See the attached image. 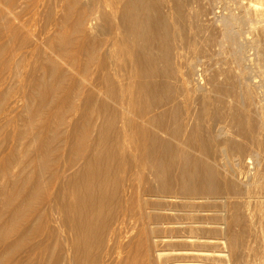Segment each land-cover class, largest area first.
Returning <instances> with one entry per match:
<instances>
[{
    "label": "bare ground",
    "instance_id": "1",
    "mask_svg": "<svg viewBox=\"0 0 264 264\" xmlns=\"http://www.w3.org/2000/svg\"><path fill=\"white\" fill-rule=\"evenodd\" d=\"M44 2L0 0V264H264V115L237 17L240 71L205 93L182 1Z\"/></svg>",
    "mask_w": 264,
    "mask_h": 264
},
{
    "label": "rangeland",
    "instance_id": "2",
    "mask_svg": "<svg viewBox=\"0 0 264 264\" xmlns=\"http://www.w3.org/2000/svg\"><path fill=\"white\" fill-rule=\"evenodd\" d=\"M113 1L123 2L126 0H113ZM164 1H165L166 6L164 7L163 12H164V15L169 16V5H173V0H164ZM179 1H182L184 3V7L190 17L189 21L187 22V25L184 27L180 26L177 31V41H178L179 49L182 52V61H185L186 63L195 62L196 65L199 63L197 65V67L198 66L199 67L198 68L196 67L198 69L196 77L199 78L200 83L203 84L205 93L211 92V90L214 88L217 81L223 82L226 79H228L227 76L229 77L230 75H232L231 77H234V74H237L239 73L238 71H240L238 69L239 67L237 66L238 63H235V65L234 63L232 64V62L228 60L230 59V55L227 56L225 54L226 52L228 54L231 52L229 49H227L229 52L224 51L226 48H229L227 47L229 45H227L228 43L222 34L224 14H225V17H227L230 14H234L237 17L238 24L234 25L235 26L234 29H236V31L240 29V31L243 33L239 39L240 48L242 47L240 52H241V56L243 55L242 56L243 63L245 64L244 68L247 66L246 70L248 69L247 78L245 79L246 81L244 82L246 84L248 83L249 87L251 86L250 89L253 92V96H254L253 104H252L253 110L257 111L260 108L258 111L262 110L263 115H264V68L261 66L262 61L259 60V55L257 51L258 47L257 45L255 46V39L260 38L261 42H263L262 46L264 48V45H263L264 44V34L263 32H261L262 30H260L261 29L260 27L264 26V21L260 23L257 22L256 18L253 17L252 13L251 14L249 13V9L246 8L247 5L250 3L256 5L259 8H264V0H261V2L260 0H179ZM48 2L52 3V0L51 1L46 0V2L44 3L48 4ZM244 5L246 6L245 8H244ZM226 12H227V15H226ZM245 12L249 13V15L246 14ZM145 13L147 15L152 14L151 10L149 11L147 10ZM249 19L253 23H251ZM243 51H245L246 53L244 52L242 54ZM224 56L225 57L227 56V57L225 58ZM227 61L231 62L233 66H231V64L229 65ZM17 76H16V79L18 80L20 78V75L18 77ZM20 108L21 106L18 108V110ZM21 110H23V108L20 109L19 111ZM226 126H228L227 127L228 128L227 130L229 131L228 133H231L230 130L232 129V126L230 125V123H226ZM9 128L12 129V127H9ZM262 136H264V134H262ZM236 137L238 138V136ZM124 148H125L124 153L125 154L127 153L126 156H130L129 154L131 152H134L133 146L130 142H128ZM251 166L253 167L254 165H251ZM251 166L248 168H242V167L240 168L241 173H238V176L236 178L239 180V182L243 181L245 183L248 180V177H250V175L252 174L251 171L254 172L253 170L254 167L251 168ZM245 170L247 172L249 171V173H247ZM145 172H144L145 174H148L149 170L146 169ZM133 177H136V175H134ZM54 189H55L54 186L51 187V190H54ZM180 208L185 209L187 207L181 206ZM249 209H248L249 210L248 212H250L248 213L249 215L257 213L255 202L250 204ZM261 209L264 211V204L262 205ZM260 215L257 214L258 217L255 216L256 218L254 217L252 219L253 222L252 221L251 222L259 223L261 218L264 220V217ZM254 220L256 222H254ZM51 224H55V223H51ZM256 225L258 226V224ZM245 237H247V241L250 239L249 235ZM255 246H257V248L258 247L260 248V245H258V243ZM242 252H243L244 260H248L250 262L253 261V259L251 258V255L253 253L252 251H249V249L244 248ZM233 262L231 261L230 263L233 264Z\"/></svg>",
    "mask_w": 264,
    "mask_h": 264
}]
</instances>
